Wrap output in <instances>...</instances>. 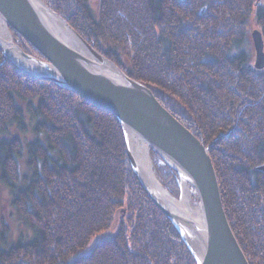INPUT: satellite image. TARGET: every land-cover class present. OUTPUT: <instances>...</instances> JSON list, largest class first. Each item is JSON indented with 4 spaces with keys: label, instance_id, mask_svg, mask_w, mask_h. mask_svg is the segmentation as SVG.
Returning a JSON list of instances; mask_svg holds the SVG:
<instances>
[{
    "label": "trees",
    "instance_id": "1",
    "mask_svg": "<svg viewBox=\"0 0 264 264\" xmlns=\"http://www.w3.org/2000/svg\"><path fill=\"white\" fill-rule=\"evenodd\" d=\"M43 1L204 143L234 235L249 264H264V69L243 48L251 19L264 38V1L98 0L96 10L89 0ZM150 152L179 198L178 173ZM0 181L32 228L13 239L3 224L0 264H198L135 175L116 115L24 73L1 50ZM117 221L114 235L78 254Z\"/></svg>",
    "mask_w": 264,
    "mask_h": 264
},
{
    "label": "water",
    "instance_id": "2",
    "mask_svg": "<svg viewBox=\"0 0 264 264\" xmlns=\"http://www.w3.org/2000/svg\"><path fill=\"white\" fill-rule=\"evenodd\" d=\"M0 17L9 31V26L15 28L46 58L22 49L10 33L11 44L0 38V50L5 61L35 78L48 79L73 90L96 107L116 115L124 132L130 163L148 196L171 219L182 238L184 230L201 238L204 248L201 258L186 241L198 264H249L226 214L210 151L192 130L163 106L150 87L130 77L112 59L99 52L43 0H0ZM52 19H58L66 33L79 41L81 46L66 38L54 26ZM251 38L256 50L254 66L263 70V32L256 28L251 32ZM130 136L147 142L153 167L151 148L178 173L181 194L184 185L193 188L203 221L193 218L188 212L179 211L174 204L178 197L171 194L161 178L157 180L158 186L148 183L141 164L130 148ZM259 169L264 170V165Z\"/></svg>",
    "mask_w": 264,
    "mask_h": 264
},
{
    "label": "rangeland",
    "instance_id": "3",
    "mask_svg": "<svg viewBox=\"0 0 264 264\" xmlns=\"http://www.w3.org/2000/svg\"><path fill=\"white\" fill-rule=\"evenodd\" d=\"M263 1L264 0H258L257 3L261 4V2ZM89 3H91L93 9L96 10L98 8V3H99L98 0H89ZM250 24H251V30L249 31L250 33L247 38L248 40L246 44L243 46V48L244 50L247 51L249 55V61L253 65L255 64L256 50L254 49V42L253 39L251 38V32L257 27L254 19H251ZM10 33L12 38L14 39V34L12 33V31ZM14 40L16 41V39ZM20 169L22 170V173H28L30 170L27 167L25 156L20 160ZM154 171L156 172L155 164H154ZM159 178L161 177L159 176ZM179 182H180V178L178 179V184L180 185V189H181V183ZM191 189L192 191H194L192 187ZM12 201L13 199H12L11 191H9L5 186H3V184L0 181V231L3 227V224H7L11 229L13 239H17L21 235V233L32 235V228L30 223H28L27 219L23 215L19 214L16 207L13 205ZM193 203L198 204V198L196 194L193 195ZM118 228H119V224L117 221L110 228L98 231L88 241L87 245L78 252V254H87V252H89L94 246H96L101 239L108 238L109 236L114 235L118 231ZM78 254L72 256L71 259L76 258Z\"/></svg>",
    "mask_w": 264,
    "mask_h": 264
},
{
    "label": "bare ground",
    "instance_id": "4",
    "mask_svg": "<svg viewBox=\"0 0 264 264\" xmlns=\"http://www.w3.org/2000/svg\"><path fill=\"white\" fill-rule=\"evenodd\" d=\"M52 22L54 26L57 27L62 32V34L66 36V38L75 42L76 46H81L79 41H76L72 35L70 36L68 33H66V31L64 30V26H62V24L58 19L55 20L52 19ZM0 38L4 39L6 42H8V44H11L10 42L13 41V39L10 36V31L6 26L4 19L1 17H0ZM21 63L22 62L20 61V64ZM22 66L27 68L26 65H22ZM128 142L130 144L132 153H134L136 159L139 161V164H141L143 168V174H145L146 179L148 178V183L154 186H158L157 180H159V177L158 174L155 173L154 167L150 161L149 152H148L149 146L147 142H145L144 140L138 137L134 138L133 136L129 137ZM193 193L194 192L190 187L184 185V188L182 190V197L178 198V200L175 201L174 204L177 205V208L182 213L188 212L189 215L192 216L193 218L195 217L197 220L203 221L204 216L202 215V210L200 205L193 203V195H194ZM183 234L190 248H192L194 253L197 254L198 258H201L204 253V248L202 246L201 238L197 237L189 230H184Z\"/></svg>",
    "mask_w": 264,
    "mask_h": 264
}]
</instances>
